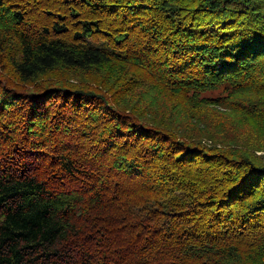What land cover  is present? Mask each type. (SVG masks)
<instances>
[{
	"label": "trees",
	"instance_id": "obj_1",
	"mask_svg": "<svg viewBox=\"0 0 264 264\" xmlns=\"http://www.w3.org/2000/svg\"><path fill=\"white\" fill-rule=\"evenodd\" d=\"M259 152L264 0H0V264H264Z\"/></svg>",
	"mask_w": 264,
	"mask_h": 264
},
{
	"label": "rangeland",
	"instance_id": "obj_2",
	"mask_svg": "<svg viewBox=\"0 0 264 264\" xmlns=\"http://www.w3.org/2000/svg\"><path fill=\"white\" fill-rule=\"evenodd\" d=\"M135 72H136V70L131 68V67L123 68L120 66H116L114 64L104 65L102 67H99L97 69H93V70L85 73V75H81L79 73L74 74V78L72 79V82L79 83V82H81V79H89L88 83H91L93 86H97V83L101 84L103 82V80L106 79L109 82H118V85L120 84V86H123V85H126V84L128 85L131 83L130 80L132 77H130V75L135 73ZM118 73H120L121 77H119ZM49 76H51V75H44L42 78H40L36 82H34V84H32L30 87H34V85L38 84L39 82L48 83L50 80ZM69 78H70V75L68 74L66 76V79H69ZM74 79H76V80H74ZM222 93H223V89L221 88V89L209 90L207 92H204L202 95L203 96L217 97ZM209 107L213 108V109H218L219 111L224 112V109L219 107V106L216 107V106L210 105ZM207 143H210V141H207ZM258 154H262L264 156V152H259Z\"/></svg>",
	"mask_w": 264,
	"mask_h": 264
}]
</instances>
